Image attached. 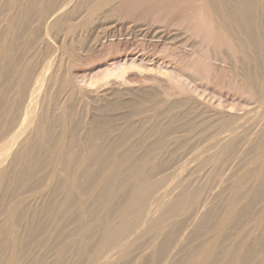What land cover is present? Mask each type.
Returning a JSON list of instances; mask_svg holds the SVG:
<instances>
[{
  "label": "rangeland",
  "instance_id": "1",
  "mask_svg": "<svg viewBox=\"0 0 264 264\" xmlns=\"http://www.w3.org/2000/svg\"><path fill=\"white\" fill-rule=\"evenodd\" d=\"M1 1L2 0H0V10L2 8ZM91 1L92 0L81 1L72 11L73 13L70 12L71 14L69 13V17L67 16V19H71L72 23L61 24L64 23L61 22V25H57V27H59L54 30V33H60V38L63 36L65 37L67 57L65 56L66 58L64 57V61L62 60L64 66L67 63L68 66L74 64L73 67H75V70L79 75L87 76V74L91 72L93 73V70L100 63L115 57H122L126 54L148 57L151 61L158 60V62L167 64L166 66L177 65L179 67L181 66V68L187 66L189 64H187V62H193L196 60L195 62L197 63H194L197 67V72L193 73V85L202 89L208 100L221 105H228V107L232 105L231 108H234V111L238 112L237 110L240 109L238 113L242 114L244 112L243 114L245 116L242 114L244 118L241 117L242 120L240 119V124L238 123L239 120L236 121L238 126L235 123V125L232 124L233 126H231L234 135L236 133L235 136L232 134V138L234 139H232L231 142H233V145H230L229 143L226 146L228 149L224 146L222 149L225 150L221 149L222 153L221 151H218V154L215 153V148L210 147L209 137L207 138V136H210L211 134L210 131L212 132L210 128L211 123H204L206 120L200 118L201 116L199 117L196 113H193V115H197V119L191 112L189 114L182 111L183 113L181 112L176 116L177 119L173 115L174 113L171 115L173 118L169 116L167 119L168 123L165 125L167 127L165 129L166 131L164 130L167 135H164L162 141L161 138H159V141L156 142V145L164 143L161 145L164 148H168L169 146L172 147L171 149L170 147L168 148L170 149L169 151L168 149L165 150L162 148L163 157L160 156V160L159 156L157 159L150 158L152 156H145L146 158L143 156L144 158L140 157L138 160L137 158H133L135 161L132 158H128L129 160L125 159L126 162H124V160L119 161L120 159L114 160V158L110 160L111 157H108V159L106 157H100L99 159V157L96 156H94L95 158L87 157V160L86 157H80L82 155H78L72 160H69V162L62 161L60 163H55L51 158L52 161L49 160V157L48 159L45 157L46 159L34 158L28 160H13L1 164L0 170L2 167L6 166V174L2 179L3 182H1V188H3H0V264H4L5 262L6 264H264V86L258 87V83L264 81V1L247 0L249 2L246 4L245 2L243 3L242 0H221V5V2L214 4L215 0H207L208 3L210 2L209 8L212 7L211 3L215 6V10L214 7L210 9H213L212 11L214 12L219 8V13H222L223 11L225 14L228 13V16L229 13L232 12L228 17L229 22L227 21L226 25L228 26V32H231L229 34L235 39L241 41L247 40L246 42L248 44L246 47H249V50L245 49V54L243 53L245 55V57H243L247 61L243 57V61L239 58L238 62L240 63V70L237 68L238 64L235 62L233 63V61L230 60L231 57L226 56L228 54L225 52V49L221 51H223V57L225 59L227 58V61L221 66L222 62L219 60V54L217 55V51H213L215 48V45L213 44L215 43L213 42L214 38L213 35H211V32L203 30L204 27L202 29L200 28L201 30L194 27V29L199 30V33L197 30L191 32L193 31V26L189 24V27L187 24L190 21L187 22L186 20H189V17L196 13L194 10L199 3L198 0H121L117 3L118 5L113 4L109 9L106 7L101 11L99 10L97 12L99 14V19L95 21L93 25L87 24L88 26H85L83 25L85 21H78V19L86 13L87 7ZM234 1H241L240 6L242 7L240 8L238 5L239 2L237 4V2ZM25 2H27L28 5ZM39 3L40 0H18L19 10L17 11L18 21L16 20V24L19 26L15 24V33L6 32V36L3 35L5 31H2L4 28H2L3 26H1L0 23V46L6 42L7 52L5 56L2 57L0 64L1 70L3 69L5 71L0 74V92L2 91L0 93V102L2 100L0 119L3 117L5 119L6 114H9V118L14 114L12 98L15 92L13 85L17 79V73H15L16 65L23 66L26 64L29 61L28 58L30 59V56H33L36 51V46H34V44H36V42H34L36 41V38L34 37H36L37 34L35 15L37 14ZM243 4H246V6ZM26 5L30 7H28L27 11L24 9ZM216 5L218 7H216ZM222 6L226 9L225 12V9L220 11ZM22 8L26 11V13H23V16L21 15ZM242 8L247 14L245 12V14H241L240 10ZM192 9L194 10L192 11ZM24 10L23 12H25ZM188 13L192 14L187 18ZM25 15H27L26 18ZM120 16L124 18H121ZM110 17L111 19L113 18L114 21H112L113 19L111 20ZM246 17L249 20H247ZM103 18H106V20H103ZM117 18L119 20H116ZM182 19H184L187 24ZM243 19V22L245 23L242 22ZM235 20L240 21L236 22ZM111 24L113 27L115 26L114 28L111 27L112 29L110 28V26H112ZM69 25H74V27H68ZM30 27L31 29H27ZM126 27H129L130 30L128 28L127 31ZM186 27L192 30L190 31V29L188 30ZM118 28H121V30L123 29L121 31L122 34L124 31H127V33H131L132 36L135 37V40L130 41L127 44L128 46L124 45L126 49L122 44L117 46L116 43L110 45L111 47L106 46L108 49L103 47L100 48V50L98 47L93 48V45L89 44L88 40L90 36L102 33L103 31H106V33L108 32L109 34L111 31L113 32L114 29ZM32 29L34 30L33 33L31 31ZM206 32L209 33L206 34ZM162 33L164 36H161ZM18 36H20V38ZM153 39L155 40L154 42ZM28 40L32 44L29 43ZM210 42L212 44H210ZM114 46L116 49L112 48ZM116 50L118 51L115 52ZM131 51L134 52V54ZM68 54H70V56ZM168 62H171V65ZM177 62L180 64L178 65ZM236 68L238 69V72ZM212 69L213 72L216 71L212 73ZM207 72H210V75L207 74ZM240 72L243 73V76L245 74V76H241L242 73L240 74ZM202 73H205L207 76ZM246 75L249 77L247 76V78ZM236 77H238V79H236ZM239 80H242V82ZM202 81H210V83L207 82V86L206 83L203 84ZM70 104L68 103V107L66 106L68 109L67 122L62 126H60L59 114L56 115V112L53 109L54 113H51L52 118L50 119L51 121H49V124H51L50 128H52L54 132L51 130L49 139L50 144H47L46 147L43 146V149H50L54 141L52 140V137H55L54 135L56 134L55 130H60L63 126H66L68 128L65 127V129L70 130V132H67V140L70 141V144L66 141V146L67 143L70 145H68L67 148H77V150L83 148L88 151L89 149H92L95 144V139H93V137L100 128V125L101 128L103 127V129H106L104 127L108 126L107 123L111 121V112H109V110L112 108L110 105L98 109L96 105L91 104L87 105L85 103H80L82 104L80 105L74 101L70 102ZM84 104L88 107L86 108L83 106ZM233 104L236 107H233ZM107 107H109V109ZM86 112L89 116H87L88 114ZM184 114L186 118H189L186 121L184 120L185 117L182 116ZM188 114L192 115V117L190 118ZM85 118L88 119L87 123L90 124L89 126L84 122L86 120ZM171 118L172 120L176 119L175 122H170ZM89 121H91V123ZM159 121L160 120L157 118H148V124L151 122L153 124H149L148 127L152 128V126H155L156 122H158V125ZM191 122H193L192 125L195 123L196 128H198L196 130H198L199 134L197 131L192 130L195 126L192 127ZM197 124L199 125L198 127ZM207 124L210 127H208ZM204 126L205 129L208 127L210 130L206 129L208 130L207 133L209 135L205 132L206 130L204 129ZM83 128H85L86 132L82 134V136L80 135V131ZM93 131L94 133H92ZM71 133L72 135H70ZM171 133L177 134L171 136ZM90 136L92 137L91 139ZM170 137L173 138V140ZM168 140H171V144H169L170 142H166ZM91 141L94 144H92ZM165 142L167 143V146ZM156 145L153 148L157 149L158 146ZM201 145H203V148ZM209 147L213 149L211 150ZM196 149H200V151H198L203 155L198 156ZM212 151L214 153H212ZM194 152L198 157H196ZM199 152L198 154H200ZM211 154L214 155L213 157H216L217 154L219 158L217 156L216 159H214ZM161 157L165 158L161 159ZM79 158L81 159L77 160ZM206 158L213 159L210 160ZM135 164H137V166ZM138 165L141 169L145 167V169H148L147 165H149L150 173L148 172V174L150 176L147 173H143V175L141 173L139 174L138 172H140L141 169ZM141 165H144L145 167ZM154 165L156 170L154 169ZM180 165L182 167L184 166L183 168L186 166V169L182 172H176ZM187 167L191 168L189 170L192 171H188ZM124 168H126V170ZM138 168L139 170H136ZM199 168L200 170H198ZM202 168H204V171L201 172V170H203ZM173 169H175V171L172 172ZM133 170H135L134 172L136 174L132 172ZM152 170L154 171L152 172ZM155 172L158 174L156 175ZM143 184L149 186L154 185L150 186V188L152 187L154 190L152 188L153 191L151 189L148 190V193L150 194L149 196H146L147 202L144 201V204H147L146 206L143 204L144 206L141 205V208H139V210L141 209V221L138 222L137 227H145L146 229L147 226H149V229L146 231H144L145 229L140 231V229V232L134 230V232L137 231L136 234L134 232L133 234L132 230L130 235L126 234L127 237L130 238L129 240H127V237L125 236L126 238L122 237V240L123 238L124 240L126 239L125 243L124 241L123 243L122 241H119L123 246L121 245L119 247V243L117 247H114L115 250L113 247H110V249L106 246V250L105 248L103 249V244L105 243V240H103L105 237L104 235L108 230L111 231L118 226L116 222L121 221V216L125 215V213L130 210L129 207H134L130 203H133L134 200L132 199L137 196L138 192L140 193V188L143 191V188L147 187V185L143 186ZM152 200L154 204L156 203L155 206L157 205L156 208L158 210H153L155 208H153L154 204L152 203ZM159 200H162L161 203ZM148 202L151 203L149 204ZM149 208H152L151 210L153 211ZM148 209L154 213L151 214ZM9 211L12 212L11 215ZM146 212L151 214L152 217L149 219V222L147 220L142 227V223L140 222L144 221L142 220V215H146ZM159 214L162 216L160 217ZM5 215L6 220H4ZM145 215L143 219H145ZM156 215L158 218H154ZM9 218L11 220H9ZM152 221H154V224ZM158 222V226H162L160 229L156 226ZM151 228H154L155 230ZM164 228H166V230ZM9 231H11V233ZM99 249L105 250L101 251L103 252V255H100V258L98 257ZM8 257L10 258L8 259Z\"/></svg>",
  "mask_w": 264,
  "mask_h": 264
},
{
  "label": "bare ground",
  "instance_id": "2",
  "mask_svg": "<svg viewBox=\"0 0 264 264\" xmlns=\"http://www.w3.org/2000/svg\"><path fill=\"white\" fill-rule=\"evenodd\" d=\"M22 1V0H21ZM30 1V0H28ZM83 1V0H40L39 3V8L37 10V14L35 15L36 17V21H35V26H36V38L34 42H36V44H34V46H36V51L34 52L33 56L31 55L30 59L28 58V62L26 64H24L23 66H17L16 65V72L17 73V79L14 83V95H13V106H14V114L13 116L9 118V114H6V117L4 119L1 118L0 119V165L5 163L6 161H13V160H28V159H34V158H47L49 157V160H54V162L56 163H60L62 161H68L72 160L74 157H77L78 155H82L80 157H106L108 159V157H111L110 160H112V158H114V160L116 159H120L127 160L128 158H144L145 156H152L150 158H155L157 159L159 156V160H160V156L163 155L162 153V147L161 145L164 144L162 143V138L164 137V135L166 136L167 133L165 132L166 130V126L168 121L167 119L169 118V116L172 115V113H174L173 115L178 116L179 113H181L182 111L184 113H196L198 114V116L200 118H204L206 121L203 122L204 123H211V130L212 132L208 129V127L206 129H208L210 131V136H207V138L209 139V144L210 147L215 148V153L218 154V151L225 150L222 149L224 146L225 148H227L226 146L230 143V145L233 143L231 142L233 136L234 135L233 131H232V124H236L237 120L238 123L240 122L241 117H243L242 114L238 113L239 110H237L238 112L234 111V108H231V106L228 107V105H221L219 103L210 101L207 99L205 93L202 91V89L196 87L193 85V73L197 72V67L195 65V61H190L191 62H187V66L182 67L181 66H177V65H171L169 62V64L171 66H166L167 64L161 63L157 61H151L148 59V57H144V56H137V55H124L122 57H115L112 59H109L107 61H104L102 63H100L94 70L93 73H89L87 74V76H81L79 75V73L75 70V67H73V65L70 64V66H68V63L62 64V60L64 61V59L67 57V48L65 46V37H59L60 33H54L55 29L58 28L61 24H65V23H70L71 19H67V16L70 15L77 6L78 4ZM121 0H92L91 3L88 5L87 7V11L86 13L79 17L78 21L80 20H84L85 22L83 23V25H93L95 23V21H97L99 19V14L97 13L99 10L101 11L103 8L109 9V7H111L113 4L116 5L117 3H119ZM191 1V0H190ZM199 3L196 6V9H192V11L194 10L193 15L190 16V14L192 13H188L187 18L189 17V20H186L187 22L190 21L188 24L186 22L187 25L191 24L193 27V31H191L192 29H190L191 32H194V30L199 33L198 29H194L195 28H203V30H208L209 32H211V35H213V42L215 44V48L213 51H217V55L219 56V60L222 62L221 66L224 65V63L227 61L224 57L221 50L225 49V52L228 54L226 56L231 57L230 60L233 61V63L235 62L236 64H238L236 67L239 69V65L240 63L239 58L242 59V57H245V49L247 50L248 48L247 46V40H239V39H235L233 38V36H231L230 31L228 32L227 30V21L229 22L228 17L230 16V14L232 12L229 13L228 16V11L226 12L227 14L223 13L221 8L220 11H222V13H219V9L217 11H212L210 10L212 7H214V10L216 9L215 6L213 5V3H211L212 7L209 8V4L207 0H198ZM212 1V0H209ZM216 1V2H215ZM214 4H218L219 2H221L222 5V1L220 0H215ZM243 3L245 2L246 4L249 1H245L242 0ZM264 1V0H263ZM218 2V3H217ZM237 2V1H234ZM239 2V4H238ZM237 4L240 6V2L238 1ZM260 2V1H259ZM27 3V2H25ZM195 3V1H194ZM230 3V2H228ZM227 3V4H228ZM255 3V2H254ZM121 4V3H120ZM246 4H243L246 6ZM250 4V3H249ZM20 5V4H19ZM22 5V4H21ZM28 5V3H27ZM23 8L27 11L28 7L27 6ZM118 5V4H117ZM179 5V4H178ZM194 5V4H193ZM224 6H226L225 4H223ZM263 5V4H261ZM1 10H0V23L1 26H3L2 31L5 33L3 35L6 36V32H14L15 30V24H16V20L17 19V11L18 9V0H2L1 1ZM120 6V5H119ZM220 6V5H219ZM260 6V5H259ZM114 7V6H113ZM216 7H218L216 5ZM232 7V6H231ZM242 6H240L241 8ZM262 7V6H261ZM260 7V8H261ZM264 7V6H263ZM22 8V11L20 9V11L22 12L21 15L23 16V13H26V11ZM30 8V7H29ZM35 8V7H34ZM132 8V7H131ZM194 8V7H193ZM245 8V7H244ZM113 9V8H112ZM116 9V8H115ZM133 9V8H132ZM23 10L25 12H23ZM120 10V8H119ZM130 10V9H129ZM169 10V9H168ZM232 10V9H231ZM240 10V9H239ZM243 12H242V11ZM240 10L241 14H245L246 12L243 10V8ZM19 11V12H20ZM33 11V10H32ZM36 11V9H35ZM80 11V10H79ZM114 11V10H112ZM190 11V12H192ZM226 11V9L224 10V12ZM247 11V9H246ZM34 12V11H33ZM238 12V11H237ZM236 12V13H237ZM245 12V13H244ZM70 13V14H69ZM73 13V12H72ZM115 13V12H114ZM119 13V11H118ZM31 14V13H30ZM81 14V13H80ZM121 14V13H120ZM240 14V15H241ZM247 14V13H246ZM108 15V14H107ZM111 15V14H110ZM116 15H117V11H116ZM227 15V16H225ZM233 15V14H232ZM251 15V14H250ZM27 15H25L26 18ZM239 16V15H238ZM244 16V15H242ZM247 16V15H246ZM69 17V16H68ZM108 17V16H106ZM119 17V16H118ZM121 17V16H120ZM245 17V16H244ZM76 18V17H75ZM124 18V17H121ZM247 18V17H246ZM245 18V19H246ZM255 18V17H254ZM29 19V18H28ZM106 20V18H103V20ZM111 19V17H110ZM113 19V18H112ZM111 19V20H112ZM186 19V18H185ZM241 19V16H240ZM263 19V18H262ZM22 20V19H21ZM109 20V19H108ZM109 20V21H111ZM116 20H119L118 18ZM123 20V19H122ZM234 20V19H233ZM247 20H249L247 18ZM264 20V19H263ZM75 21V20H74ZM77 21V22H78ZM100 21V20H99ZM114 21V19L112 20ZM146 21V20H145ZM166 21V20H165ZM172 21V20H171ZM176 21V20H175ZM236 21V20H235ZM240 21V20H237ZM236 21V22H237ZM244 21V19L242 20V22ZM246 21V20H245ZM256 21V20H255ZM24 22V20H23ZM64 22V23H61ZM247 22V21H246ZM254 22V21H253ZM18 23V22H17ZM61 23V24H60ZM72 23V22H71ZM75 23V22H74ZM121 23V22H120ZM152 23V22H151ZM241 23V22H239ZM245 23V22H243ZM24 24V23H23ZM26 24V21H25ZM60 24V25H59ZM118 24V23H117ZM123 24V23H122ZM168 24V23H167ZM176 24V23H175ZM183 24V22H182ZM238 24V23H236ZM263 24V23H262ZM17 26H19L18 24H16ZM33 25V23H32ZM31 25V26H32ZM57 25H59L57 27ZM75 25V24H74ZM74 25H69L68 27H74ZM77 25V23H76ZM81 25V24H80ZM99 25V24H98ZM106 25V24H105ZM110 25V24H109ZM112 25V24H111ZM114 25V22H113ZM110 26L111 27H113ZM121 25V24H120ZM125 25V24H124ZM130 25V24H129ZM172 25V24H171ZM181 25V24H180ZM232 25V24H231ZM253 25V24H252ZM88 26V25H87ZM123 26V25H121ZM135 26V25H134ZM256 26V25H255ZM115 27V26H114ZM113 27V28H114ZM151 27V25H150ZM190 27V25H189ZM258 27V26H257ZM17 28V27H16ZM34 28V27H33ZM63 28V27H61ZM87 28V27H86ZM122 28V27H121ZM121 28L118 29H114L113 32L111 31V33L108 34V32L106 33V31L102 32V33H97L95 35H92L89 37V44L93 45L92 47H98L99 50L100 48H105L106 46H110V45H114L116 43L117 46L119 45H127L130 41L135 40V37L132 36L131 33H127L128 28L126 27L127 31L123 32L122 34V30ZM188 29V27H186ZM21 29V28H20ZM19 29V30H20ZM27 29H31L27 28ZM70 29V28H69ZM112 29V28H111ZM143 29V28H142ZM188 29V30H189ZM200 29V30H201ZM231 29V28H230ZM243 29V28H242ZM17 30V29H16ZM61 30V29H60ZM75 30V29H74ZM130 30V28H129ZM160 30V29H158ZM187 30V31H188ZM202 30V31H203ZM27 31V30H26ZM33 33V29L31 30ZM30 31V32H31ZM59 31V29H58ZM71 31V30H70ZM109 31V30H108ZM162 31V29H161ZM165 31V29H164ZM186 31V30H185ZM189 31V32H190ZM233 31V30H232ZM243 31V30H242ZM28 32V31H27ZM60 32V31H59ZM95 32V31H94ZM131 32V31H130ZM155 32V31H154ZM159 32V31H158ZM201 32V31H200ZM208 32V33H209ZM239 32V31H238ZM254 32V31H252ZM256 32V31H255ZM258 32V31H257ZM264 32V31H263ZM15 33V32H14ZM19 33V32H18ZM26 33V32H25ZM24 33V34H25ZM35 33V32H34ZM66 33V32H65ZM75 33V32H74ZM165 33V32H163ZM162 33L161 36H164V34ZM205 33V32H204ZM206 32V34H208ZM29 34V33H28ZM27 34V35H28ZM152 34V33H151ZM157 34V33H156ZM161 34V33H160ZM205 34V35H206ZM233 34V33H232ZM17 35V34H16ZM31 35V34H30ZM168 35V34H166ZM165 35V36H166ZM242 35V34H241ZM8 36V35H7ZM10 36V34H9ZM22 36V35H21ZM33 36V35H32ZM71 36V35H70ZM207 36V35H206ZM246 36V35H245ZM248 36V35H247ZM256 36V35H255ZM20 38V36H18ZM27 37V36H25ZM75 37V36H74ZM81 37V36H80ZM262 37V36H261ZM15 38V37H14ZM23 38V37H21ZM32 38V37H31ZM30 38V39H31ZM33 38V39H34ZM84 38V37H83ZM154 38V37H153ZM162 38V37H161ZM257 38V36H256ZM17 39V38H16ZM14 39V40H16ZM25 39V38H23ZM195 39V38H194ZM244 39V38H243ZM157 40V39H156ZM211 40V39H210ZM29 41V40H28ZM27 41V42H28ZM147 41V40H146ZM152 41V40H151ZM155 40L153 39V42ZM8 42V41H7ZM12 42V41H11ZM14 42V41H13ZM33 42V41H32ZM71 42V41H70ZM157 42V41H156ZM162 42V41H161ZM249 42V41H248ZM6 42H4L1 46H0V64H1V59L3 56H5L6 52ZM29 43H31L29 41ZM67 43V42H66ZM259 43V42H258ZM9 44V43H7ZM32 44V43H31ZM209 44V42H208ZM210 44H212L210 42ZM254 45V44H253ZM16 46V45H15ZM24 46V45H23ZM31 46V45H30ZM85 46V45H84ZM83 46V47H84ZM128 46V45H127ZM210 46V45H209ZM257 46V45H256ZM72 47V46H71ZM90 47V46H89ZM111 47V46H110ZM125 47V46H124ZM211 47V46H210ZM223 47V48H221ZM260 47V46H258ZM23 48V47H22ZM34 48V47H33ZM74 48V47H73ZM76 48V47H75ZM107 48V47H106ZM105 48V49H106ZM112 48H115L112 47ZM111 48V49H112ZM119 48V47H118ZM122 48V47H121ZM20 49V48H19ZM32 49V48H31ZM108 49V48H107ZM116 49V48H115ZM120 49V48H119ZM126 49V47H125ZM133 49V48H132ZM259 49V48H258ZM77 50V49H76ZM75 50V51H76ZM81 50V49H80ZM94 50V49H93ZM114 50V49H113ZM128 50V48H127ZM131 50V48H130ZM129 50V51H130ZM249 50V49H248ZM103 51V49H102ZM118 50H116L115 52H117ZM124 51V50H123ZM133 51V50H132ZM131 51V52H132ZM144 51V50H143ZM195 51V50H194ZM251 51V50H250ZM261 51V50H260ZM83 52V51H82ZM108 52V51H107ZM120 52V51H119ZM146 52V51H145ZM192 52V51H191ZM248 52V51H246ZM259 52V51H258ZM24 53V52H23ZM110 53V52H109ZM134 54V52H132ZM136 53V52H135ZM193 53V52H192ZM244 53V54H243ZM251 53V52H250ZM249 53V54H250ZM10 54V53H9ZM32 54V51H31ZM102 54V53H101ZM106 54V53H105ZM118 54V53H117ZM116 54V55H117ZM121 54V52H120ZM130 54V53H129ZM139 54V53H137ZM141 54V53H140ZM70 56V54H68ZM145 55V54H144ZM197 55V54H196ZM66 56V57H65ZM108 56V55H107ZM114 56V55H113ZM216 56V57H218ZM225 56V55H224ZM225 56V57H226ZM247 56V55H246ZM65 57V58H64ZM79 57V56H78ZM103 57V56H102ZM243 57V58H244ZM264 57V55H263ZM23 58V57H22ZM106 58V57H105ZM109 58V56H108ZM253 58V57H252ZM13 59V58H12ZM68 59V58H67ZM70 59V58H69ZM74 59V58H73ZM195 59V58H194ZM193 59V60H194ZM213 59V58H212ZM245 59V58H244ZM11 60V59H10ZM16 60V59H15ZM18 60V59H17ZM100 60V59H99ZM218 60V58H217ZM246 60V59H245ZM255 60V59H254ZM261 60V59H260ZM71 61V60H70ZM241 61V60H240ZM243 61V59H242ZM247 61V60H246ZM245 61V62H246ZM96 62V61H94ZM101 62V61H99ZM163 62V61H162ZM176 62V61H175ZM195 62V63H194ZM199 62V61H198ZM219 62V61H218ZM219 62V63H221ZM230 62V61H229ZM238 62V63H237ZM249 62V61H248ZM264 62V61H263ZM24 63V62H23ZM71 63V62H69ZM98 63V62H97ZM173 63V61H172ZM183 63V62H182ZM12 64V62H11ZM63 66H62V65ZM79 64V63H78ZM175 64V63H174ZM177 64L179 65L180 63L177 62ZM218 64V63H217ZM242 64V63H241ZM248 64V63H246ZM260 64V63H259ZM264 64V63H263ZM61 65V66H60ZM92 65V64H91ZM220 65V64H219ZM235 65V64H234ZM262 65V64H261ZM260 65V66H261ZM8 66V65H7ZM89 66V65H88ZM93 66V65H92ZM91 66V67H92ZM184 66V65H183ZM200 66V65H199ZM242 66V65H241ZM240 66V67H241ZM243 66H244V62H243ZM248 66V65H247ZM255 66V65H254ZM15 67V66H14ZM63 67V69H62ZM89 67V68H91ZM202 67V66H201ZM207 67V65H206ZM205 67V68H206ZM235 67V66H233ZM209 68V67H208ZM213 68V67H212ZM216 68V67H215ZM236 68V69H237ZM247 68V67H246ZM235 69V68H234ZM237 69V72H238ZM252 69V68H251ZM3 70V69H2ZM0 68V74H2L3 72H5L4 70L2 71ZM63 70V71H62ZM199 70V68H198ZM220 70V69H219ZM240 70V69H239ZM216 71V70H215ZM214 71V72H215ZM236 71V70H235ZM257 71V70H255ZM62 72V73H61ZM203 72V71H202ZM212 73L213 69L211 70ZM243 72V71H242ZM240 72V74L242 73ZM250 72V71H249ZM11 73V72H10ZM210 73V72H209ZM207 72V74H209ZM224 73V72H223ZM244 73V72H243ZM243 73L241 76H243ZM9 74V73H8ZM12 74V73H11ZM203 74V73H202ZM205 74V73H204ZM203 74V75H204ZM237 74V73H236ZM239 74V75H240ZM206 75V74H205ZM210 75V74H209ZM215 75V74H214ZM2 76V75H1ZM4 76V75H3ZM7 76V75H6ZM15 76V75H14ZM207 76V75H206ZM205 76V77H206ZM238 76V75H237ZM240 76V78H241ZM245 76V74H244ZM243 76V77H244ZM248 75H246L247 77ZM5 77V76H4ZM10 77V76H9ZM16 77V76H15ZM199 77V76H198ZM239 77V76H238ZM238 77H236V79H238ZM245 77V78H246ZM249 77V76H248ZM247 77V78H248ZM209 78V76H208ZM215 78V77H213ZM216 79V78H215ZM218 79V78H217ZM235 79V80H236ZM243 79V78H242ZM201 80V79H200ZM205 80V79H204ZM246 80V79H245ZM252 80V79H251ZM249 80V81H251ZM242 82V80H239ZM244 81V80H243ZM254 81V80H253ZM203 82V81H202ZM207 82L210 83V81H206L203 82L206 83ZM247 82V81H246ZM264 82V81H263ZM263 82H259L258 83V87H263L264 84ZM198 83V81H197ZM208 83V84H209ZM201 84V81H200ZM256 85V83H255ZM9 86V85H7ZM208 86V85H207ZM210 86V85H209ZM252 86V85H251ZM203 87V86H202ZM213 87V86H211ZM255 87V86H253ZM11 88V87H10ZM214 88V87H213ZM233 88V87H232ZM12 89V88H11ZM248 89V88H247ZM252 89V88H251ZM262 89V88H261ZM260 89V90H261ZM3 90V89H2ZM8 90V89H7ZM242 90V89H241ZM259 90V91H260ZM212 91V90H211ZM215 91V90H214ZM213 91V92H214ZM263 91V89H262ZM2 92V91H1ZM0 92V93H1ZM210 93V92H209ZM224 93V92H223ZM233 93V92H232ZM261 93V92H259ZM258 93V94H259ZM6 95V94H5ZM4 95V96H5ZM208 96V94H207ZM211 97V96H210ZM262 97V94H261ZM5 98V97H4ZM257 99V98H256ZM213 100V99H212ZM77 102V103H85V104H91V105H96L98 109L103 108L104 106H111L112 109L109 110L110 116H111V121H107L106 123L108 124V126L104 127L106 129H103V127L101 128L100 125V131L99 129L97 130V133L94 134L93 139H95V144L93 145L92 149H89L88 151L84 150L83 148L79 150L73 149V148H67V146L70 144L67 140V135H68V131L70 132V130L65 129V127L61 128L60 130L56 129L55 130V137H52L53 143L52 146L50 147V149H43L47 144H50V134H51V130L52 128H50L49 121H51L50 119L52 118L51 113L53 114V109L56 112V115L59 114V119H60V126L64 125L67 122V107H68V103L70 104V102ZM246 101V100H245ZM258 101V100H257ZM6 102V101H5ZM8 102V101H7ZM224 102V101H223ZM228 103V102H227ZM83 105L86 107V105ZM226 104V103H225ZM71 105V104H70ZM82 105V104H80ZM230 105V104H229ZM260 105V104H259ZM67 106V107H66ZM79 106V105H78ZM88 107V106H87ZM86 107V108H87ZM95 107V106H94ZM233 107L234 106L233 104ZM241 107V106H240ZM259 107V106H258ZM109 109V107H107ZM239 108V107H238ZM244 108V106H243ZM250 108V107H249ZM253 108V107H252ZM260 108V107H259ZM247 109V107H246ZM261 109V108H260ZM0 110H2V100L0 102ZM90 110V107H89ZM106 110V108H105ZM245 110V109H244ZM86 111V109H85ZM248 111V110H247ZM254 111V110H253ZM71 112V111H70ZM94 112V111H93ZM100 112V111H99ZM106 112V111H105ZM182 112V113H183ZM255 112V111H254ZM73 113V112H72ZM71 113V114H72ZM85 113V112H84ZM87 113V112H86ZM88 113L90 114V112L88 111ZM87 113V114H88ZM103 113V112H102ZM151 113V114H150ZM176 113V114H175ZM257 113V112H256ZM89 114L87 116H89ZM188 114V115H189ZM247 114V113H246ZM259 114V113H257ZM76 115V114H75ZM85 115V114H84ZM187 115V116H188ZM192 115H189L190 118L192 117ZM195 115V114H194ZM193 115V116H194ZM242 115V116H241ZM248 115V114H247ZM91 116V115H90ZM101 116V115H100ZM99 116V117H100ZM105 116V115H104ZM185 117V121L188 120L189 118H186L185 114L182 115ZM188 116V117H189ZM245 116V115H244ZM173 118V116H171ZM181 117V115H180ZM194 117H196L197 119V115H195ZM247 117V116H246ZM245 117V118H246ZM257 117V116H256ZM89 118V117H88ZM105 118V117H104ZM110 118V117H109ZM154 119L157 118L159 121V124L157 125L158 122H156L155 126H152V128L148 127L149 124L153 125L152 122L148 124L147 119ZM170 122H175V120L177 119H173ZM179 118V117H178ZM252 118V117H251ZM86 119V118H85ZM92 119V118H90ZM103 119V118H102ZM108 119V117H107ZM181 119V118H179ZM178 119V120H179ZM183 119V118H182ZM87 120V121H86ZM84 122H88V119H86ZM94 120V119H93ZM92 120V121H93ZM96 120V119H95ZM177 120V122H178ZM242 120V119H241ZM83 121V118H82ZM105 121V120H104ZM154 121V120H152ZM183 121V120H181ZM180 121V122H181ZM201 121V119H200ZM258 121V120H257ZM91 123V121H89ZM98 122V120H97ZM103 122V121H102ZM243 122V121H242ZM84 123V124H86ZM93 123V122H92ZM99 123V122H98ZM97 123V124H98ZM104 123V122H103ZM101 123V124H103ZM193 122H191V126H195L192 125ZM246 123V122H245ZM88 126L90 125L89 123H87ZM96 124V125H97ZM172 124V123H171ZM184 124V123H183ZM201 124V122H200ZM234 124V125H235ZM240 124V123H239ZM59 125V123H58ZM104 125V124H103ZM150 125V126H151ZM157 125V126H156ZM238 126V124H236ZM243 125V124H242ZM93 126V124H92ZM99 126V124H98ZM199 125L197 124V127ZM53 127V126H52ZM77 127V126H76ZM188 127V126H187ZM68 128V127H66ZM73 128V127H71ZM96 128V127H95ZM94 128V129H95ZM186 128V127H185ZM195 128V129H194ZM192 130L197 131L198 133V128H196V126L194 127ZM258 128V127H257ZM78 129V128H77ZM191 129V128H189ZM205 129V126H204ZM203 129V130H204ZM205 129V130H206ZM72 130V129H71ZM76 130V129H75ZM165 130V131H164ZM191 130V131H192ZM202 130V131H203ZM204 130V131H205ZM208 130H206L205 132L207 133ZM50 131V132H49ZM53 131V130H52ZM96 131V130H95ZM162 131V132H161ZM186 131V130H185ZM189 131V130H187ZM235 131V129H234ZM54 132V131H53ZM81 134H84L86 132L85 128H83L81 131ZM79 132V133H80ZM176 132H181V131H176ZM190 132V131H189ZM187 132V133H189ZM200 132V131H199ZM203 132V133H205ZM239 132V131H238ZM237 132V133H238ZM94 133V131L92 132ZM191 133V132H190ZM196 133V134H197ZM240 133V132H239ZM78 134V133H77ZM169 134V131H168ZM177 134V133H176ZM176 134H172L171 136H175ZM183 134V133H182ZM193 134V133H192ZM199 134V133H198ZM202 134V132H201ZM72 135V133L70 134ZM91 135V134H90ZM207 135H209L207 133ZM236 135V133H235ZM234 135V136H235ZM83 136V135H82ZM85 136V135H84ZM87 136L89 137V135L87 134ZM93 136V134H92ZM191 136V135H190ZM182 137V135H181ZM189 137V136H188ZM187 137V138H188ZM192 137V136H191ZM69 138V137H68ZM71 138V137H70ZM92 137L90 136V139ZM159 138H161V145H156V142L159 141ZM166 138V137H165ZM171 138V137H170ZM179 138V137H176ZM184 138V137H183ZM73 139V138H72ZM84 139V138H83ZM168 139V137H167ZM173 140V138H171ZM238 139V138H237ZM244 139V138H243ZM166 140V139H165ZM180 140V139H179ZM183 140V139H182ZM194 140V139H193ZM197 140V139H196ZM66 141L69 143H67L66 146ZM80 141V140H79ZM164 141V140H163ZM171 141V140H170ZM169 140L166 141L167 143L170 142ZM184 141V140H183ZM199 141V140H198ZM165 142V143H166ZM166 143V146H167ZM176 143V142H175ZM202 143V142H201ZM204 143V142H203ZM72 144V143H71ZM171 144V142L169 143ZM207 144V143H206ZM157 147L153 148V147ZM229 145V147H230ZM233 145V144H232ZM246 145V144H245ZM70 146V145H69ZM169 146V145H168ZM186 146V145H185ZM196 147H198L197 145H195ZM203 145H201L202 147ZM206 146V145H205ZM204 146V147H205ZM235 146V145H234ZM170 149L172 148L171 146H169ZM168 147V148H169ZM209 147V148H210ZM260 147V146H259ZM167 147H165L164 149H168ZM203 148V147H202ZM213 148H210L211 150ZM168 149V151L170 150ZM207 149V148H206ZM209 149V150H210ZM222 149V150H221ZM228 149V148H227ZM153 150V151H151ZM197 150V149H196ZM200 151V149H198ZM197 152V155H203L201 154L199 151ZM164 151V150H163ZM185 151V150H182ZM187 151V150H186ZM189 151V150H188ZM193 151V150H192ZM195 151V150H194ZM242 151V150H241ZM167 152V151H166ZM164 152V153H166ZM171 152V151H170ZM198 152L200 154H198ZM169 153V152H168ZM184 153V152H183ZM186 153V152H185ZM195 153V152H194ZM204 153V152H202ZM212 153H214L212 151ZM220 153V154H221ZM229 153V152H228ZM170 154V153H169ZM167 154V155H169ZM174 154V153H173ZM216 154V157L218 156ZM172 155V154H171ZM177 155V154H176ZM196 155V153H195ZM196 155V157H198ZM228 155V154H227ZM244 155V154H243ZM144 156V157H143ZM166 156V155H165ZM170 156V155H169ZM168 156V157H169ZM191 156V155H190ZM208 156V155H206ZM205 156V157H206ZM211 156L213 157L214 155L211 154ZM224 156V154H223ZM163 157V156H162ZM161 159H164L162 158ZM176 157V156H175ZM181 157V156H180ZM204 157V160H205ZM210 157V155H209ZM216 157H213L214 159H216ZM45 158V159H46ZM51 158V159H50ZM95 158V157H94ZM146 158V157H145ZM167 158V157H166ZM211 158V159H213ZM219 158V156H218ZM260 158V157H259ZM81 158L77 159L80 160ZM130 159V160H132ZM133 159V160H134ZM148 159V158H147ZM152 159V160H153ZM199 159V158H198ZM206 159H210V158H206ZM210 159V160H211ZM263 159V157H262ZM51 160V161H52ZM75 160V159H74ZM88 160V159H87ZM104 160V158H103ZM113 160V161H114ZM129 160V159H128ZM142 160V159H141ZM158 160V161H159ZM196 160V159H195ZM201 160V159H200ZM203 160V161H204ZM220 160V159H219ZM260 160V159H259ZM135 161V160H134ZM145 161V160H144ZM151 161V160H149ZM208 161V160H207ZM213 161V160H212ZM222 161V160H221ZM117 162V161H116ZM128 162V161H127ZM143 162V161H141ZM200 162V161H198ZM219 162V161H218ZM72 163V162H71ZM119 163V162H118ZM140 163V162H139ZM149 163V162H148ZM204 163V162H203ZM144 164V163H143ZM170 164V163H169ZM209 164V163H208ZM207 164V165H208ZM216 164V163H215ZM124 165V164H123ZM133 165V164H132ZM137 166V164H135ZM221 165V164H220ZM224 165V164H223ZM131 166V165H130ZM143 167H145L144 165H141ZM148 169H149V165ZM161 166V165H160ZM169 166V165H168ZM176 166V165H175ZM212 166V165H210ZM214 166V165H213ZM255 166V165H254ZM79 167V166H78ZM129 167V166H128ZM139 167V165H138ZM142 167V168H143ZM167 167V166H166ZM184 167V166H183ZM181 165L180 167H176L177 170L176 172H182L184 171L185 168H183ZM54 168V167H53ZM97 168V167H96ZM132 168V167H130ZM136 168V167H135ZM141 169V167H139ZM136 169V170H139ZM146 168V167H145ZM141 169L140 172H138L139 174L141 173L143 175V173H150V169ZM174 168V167H172ZM175 168V169H176ZM201 168V167H200ZM200 168L198 170H200ZM112 169V168H111ZM120 169V168H119ZM126 170V168H124ZM134 169V167H133ZM154 169L155 165H154ZM169 169V168H168ZM166 169V170H168ZM175 169L172 170L175 171ZM188 171H192L189 170L191 168H188ZM193 169V168H192ZM204 171V168H202ZM209 169V167H208ZM212 169V167H211ZM132 170V169H131ZM194 170V169H193ZM220 170V169H219ZM255 170V168H254ZM258 170V169H257ZM123 171V170H122ZM128 171V169H127ZM135 170H133L132 172H134ZM154 170H152L153 172ZM208 171V170H207ZM126 172V171H125ZM129 172V171H128ZM158 172V171H157ZM160 172V171H159ZM163 172V171H162ZM167 172V171H166ZM169 172V171H168ZM171 172V174H172ZM195 172V171H194ZM258 172V171H257ZM165 173V172H164ZM184 173V172H183ZM186 173V172H185ZM191 173V172H189ZM208 173V172H207ZM209 173L211 174V172L209 171ZM6 174V166L2 167V169L0 170V188H1V182H3V178ZM131 174V173H129ZM136 174V173H135ZM134 174V176H135ZM154 174V173H152ZM155 174L157 175L158 173L155 172ZM154 174V175H155ZM179 174V173H178ZM177 174V175H178ZM182 174V173H181ZM138 175V174H137ZM149 175V174H148ZM160 175V173H159ZM145 176V175H144ZM150 176V175H149ZM171 176V175H170ZM89 177V176H88ZM148 177V176H147ZM155 178V177H154ZM186 179V178H185ZM154 183V182H153ZM149 184V183H148ZM147 184H143V186H146ZM3 186V185H2ZM150 186H154V185H150ZM149 185H147V187L143 188V191L140 188V193H137V196L134 197L133 203H130L132 206H134L133 208H130L129 206V211L127 213H125V215L121 216V221H117L115 225L117 227H115L113 230L111 231H107V233L104 235L105 239L103 238V240H105L104 244H103V249L106 247L110 248V247H117L119 245V243L122 241H124V243L126 242V239L122 240V237H127V235L131 234L134 232V230H140L143 231L142 229H145V227H143V225L147 222H149V219H151V214H153L154 212H151L153 210H158L155 206L153 200L152 203L154 204L153 210H151L152 208H149L148 210L150 211L151 214H149L148 212H146V215L143 214L142 215V220H144L142 223V227L143 228H138V222L141 221L140 218V210L139 208H141V205L144 204V201H146V196L150 193H148L150 188ZM170 186V185H169ZM3 188V187H2ZM1 188V189H2ZM181 188V187H180ZM153 189V188H152ZM151 189V190H152ZM168 189V188H166ZM87 190V189H86ZM150 190V192H151ZM154 190V189H153ZM152 190V191H153ZM160 190V189H159ZM166 191V190H165ZM54 193V192H53ZM153 193V192H152ZM164 193V192H163ZM71 194V193H70ZM155 194V193H154ZM134 195V194H133ZM136 195V194H135ZM152 196V195H151ZM85 197V196H84ZM165 197V196H164ZM107 198V197H106ZM133 198V196H132ZM158 198V197H157ZM163 199V198H162ZM130 200V199H129ZM131 200V202H132ZM33 201V200H32ZM35 201V200H34ZM155 201V199H154ZM160 201V200H159ZM162 201V200H161ZM160 201V203H161ZM183 201V200H182ZM74 202V201H73ZM157 202V201H156ZM55 203V202H54ZM128 203V205H129ZM149 203V202H148ZM151 203V202H150ZM149 203V204H150ZM189 203V202H188ZM134 204V205H133ZM147 204V203H146ZM146 204H144L146 206ZM170 204V203H168ZM130 205V206H131ZM143 205V206H144ZM46 206V205H45ZM131 206V207H132ZM15 207V206H14ZM149 207V205H148ZM170 207V206H169ZM127 208V207H126ZM144 208V207H143ZM159 208V207H158ZM162 208V207H161ZM62 209V208H61ZM145 209V208H144ZM172 209V208H170ZM125 210V209H124ZM161 210V209H160ZM143 212V211H142ZM168 212V210H167ZM172 212V211H171ZM170 212V213H171ZM174 212V211H173ZM226 212V211H225ZM10 215L12 214V212H10ZM14 213V212H13ZM148 213V214H147ZM159 213V212H158ZM157 213V214H158ZM124 214V213H123ZM228 214V213H227ZM144 215L146 216L145 219ZM160 215V214H159ZM85 216V215H84ZM157 216V215H156ZM154 218H158L157 217ZM162 215H160L161 217ZM10 217V216H8ZM164 218V217H163ZM166 218V217H165ZM86 219V218H85ZM153 219V218H152ZM160 219V218H159ZM4 220H6V215ZM9 220H11L9 218ZM154 220V219H153ZM156 220V219H155ZM158 220V219H157ZM193 221V220H192ZM10 222V221H9ZM154 224V221H152ZM160 222V221H159ZM156 224V226L159 225ZM227 222V221H226ZM6 223V221H5ZM12 224V223H10ZM148 224V223H147ZM146 224V226H147ZM151 225V222H150ZM12 226V225H11ZM166 226V225H163ZM149 226H147V228L144 230H148ZM154 227V226H152ZM162 227V226H160ZM160 227L158 226V228L160 229ZM228 227V226H227ZM64 228V227H63ZM74 228V227H73ZM138 228V229H137ZM155 228V227H154ZM151 228V229H154ZM157 228V229H158ZM167 228H168V224H167ZM110 229V228H108ZM156 229V231H157ZM166 230V228H164ZM188 229V228H187ZM257 229V228H256ZM155 230V229H154ZM12 231V230H11ZM11 231H9L11 233ZM14 231V230H13ZM139 231V232H140ZM130 232V233H129ZM165 232V231H164ZM105 233V232H104ZM135 234L137 233L134 232ZM133 233V234H134ZM127 234V235H126ZM156 234V233H155ZM17 235V234H16ZM137 236V235H136ZM125 237V238H126ZM132 237V236H131ZM141 237V236H140ZM130 238L127 237V240H129ZM120 241V242H119ZM260 241V240H259ZM128 243V242H127ZM135 243V242H134ZM216 244V243H215ZM122 244L120 243L119 247ZM130 245V244H129ZM151 245V244H150ZM163 245V244H162ZM106 246V247H105ZM123 246V245H122ZM208 246V245H207ZM68 247V246H67ZM101 247V246H100ZM107 248V249H108ZM112 248V249H113ZM159 248V247H158ZM78 249V248H77ZM102 249V247H101ZM111 249V248H110ZM105 250H98V257L100 258V255L102 256L103 252L101 251H105ZM115 250V248H114ZM127 250V249H126ZM172 250V248H171ZM79 251V250H78ZM82 251V250H81ZM117 251V250H116ZM121 251V250H120ZM112 252V251H111ZM170 252V251H169ZM212 252V251H211ZM31 253V252H30ZM96 254V253H95ZM199 254V253H198ZM207 254V253H206ZM114 256V255H113ZM12 257V256H11ZM96 257V256H95ZM189 257V256H188ZM205 257V256H204ZM10 257H8L9 259ZM106 258V257H105ZM113 258V257H112ZM252 258V257H251ZM116 259V258H115ZM7 260V259H6ZM95 260V259H94ZM101 260V259H100ZM106 260V259H105ZM8 261V260H7ZM10 261V260H9ZM104 261V260H103ZM209 261V260H208ZM200 262V261H199ZM211 262V261H210ZM98 263V262H97ZM6 264V262L4 263ZM197 264V263H196Z\"/></svg>",
  "mask_w": 264,
  "mask_h": 264
}]
</instances>
